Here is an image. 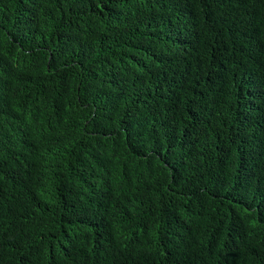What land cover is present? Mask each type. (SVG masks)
<instances>
[{
  "label": "trees",
  "instance_id": "trees-1",
  "mask_svg": "<svg viewBox=\"0 0 264 264\" xmlns=\"http://www.w3.org/2000/svg\"><path fill=\"white\" fill-rule=\"evenodd\" d=\"M0 264H264V0H0Z\"/></svg>",
  "mask_w": 264,
  "mask_h": 264
}]
</instances>
